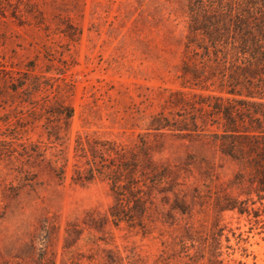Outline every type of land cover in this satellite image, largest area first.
Instances as JSON below:
<instances>
[{
  "label": "rangeland",
  "instance_id": "374dc122",
  "mask_svg": "<svg viewBox=\"0 0 264 264\" xmlns=\"http://www.w3.org/2000/svg\"><path fill=\"white\" fill-rule=\"evenodd\" d=\"M190 2L0 0V264H108L113 253L123 264H264V200L207 138L157 137L185 214L159 195L144 228L106 220L107 182L72 180L79 137L134 144L170 92L214 91L183 85ZM58 100L74 109L68 126L43 116ZM23 143L68 160L65 173L28 161Z\"/></svg>",
  "mask_w": 264,
  "mask_h": 264
},
{
  "label": "trees",
  "instance_id": "16d2710c",
  "mask_svg": "<svg viewBox=\"0 0 264 264\" xmlns=\"http://www.w3.org/2000/svg\"><path fill=\"white\" fill-rule=\"evenodd\" d=\"M189 14L186 50L191 55L181 68L186 80L183 85L214 91L170 92L163 98V111L151 117L148 133L134 144L88 136L76 141L72 180L79 185L97 180L109 184L113 203L106 220L115 226L127 223L144 228L147 215L157 209L159 195H165L166 204L168 195L173 194L170 209L185 214L176 192L179 176L168 162L158 158L164 150L157 137L168 132L207 138L222 156L236 163V178L256 186L255 192L264 200V0H191ZM26 92L27 101L36 107L33 91L28 88ZM190 95L192 99L186 97ZM179 106L172 117L165 114V109ZM43 110L49 124L64 120L68 126L74 117V109L60 100L49 108L43 106ZM214 126L218 131L207 129ZM151 132H155L154 141L150 140ZM49 134L59 139L58 134ZM21 147L20 155L28 161L47 163L58 177L65 173L68 160L58 166L57 156L46 160L39 146L23 143ZM73 226L67 233L80 236L79 226ZM107 262L123 264L114 253Z\"/></svg>",
  "mask_w": 264,
  "mask_h": 264
}]
</instances>
